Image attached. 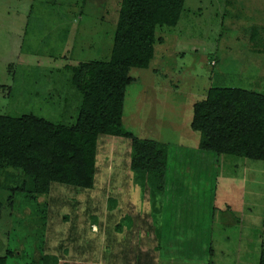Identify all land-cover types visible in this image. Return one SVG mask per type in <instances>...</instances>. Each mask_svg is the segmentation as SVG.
<instances>
[{"label":"rangeland","instance_id":"rangeland-1","mask_svg":"<svg viewBox=\"0 0 264 264\" xmlns=\"http://www.w3.org/2000/svg\"><path fill=\"white\" fill-rule=\"evenodd\" d=\"M121 1L0 0V114L76 123L81 96L66 66L109 60ZM263 27L264 0H186L179 24L158 32L164 42L151 67L131 71L125 128L170 147L162 209L152 213L148 190L134 181L131 141L105 136L92 189L54 183L36 203L18 197L11 207L22 175L0 170V256L16 252L8 264H135L146 253L149 264H259L264 161L200 151L191 123L211 87L264 94V47L251 41Z\"/></svg>","mask_w":264,"mask_h":264},{"label":"trees","instance_id":"trees-1","mask_svg":"<svg viewBox=\"0 0 264 264\" xmlns=\"http://www.w3.org/2000/svg\"><path fill=\"white\" fill-rule=\"evenodd\" d=\"M185 2L121 1L109 60L66 66L72 74L70 85L81 96L76 123L50 121L34 114H0V170L12 169L22 175L20 186L10 191L9 206L13 207L18 197L36 203L50 195L54 183L92 189L100 139L107 136L131 141L134 181L143 191L148 190L152 213L157 205L163 208L170 147L127 130L124 105L127 89L134 83L131 71L151 67L155 46L164 42L158 32L179 24ZM251 41L255 47H264V27L252 29ZM191 128L201 135L199 150L217 159L229 155L264 161V94L238 87H211L205 99L194 105ZM4 204L0 202V219ZM42 212L39 222L44 226L47 215ZM160 215L162 212L154 216L157 235L162 228V217L156 219ZM16 255L8 250L0 256V264H8ZM259 264H264V249Z\"/></svg>","mask_w":264,"mask_h":264},{"label":"crops","instance_id":"crops-1","mask_svg":"<svg viewBox=\"0 0 264 264\" xmlns=\"http://www.w3.org/2000/svg\"><path fill=\"white\" fill-rule=\"evenodd\" d=\"M96 227V226H95ZM94 231V230H93ZM113 253H111L110 255H112ZM150 256L146 253V255L144 256V258H141L140 259V261H136L135 262V264H149L148 262V258H149ZM153 257H155V259H156V261H157V256H153ZM151 260V259H150ZM155 261V262H156ZM104 262V260L103 261H101V260H99L98 261V263L97 264H104L103 263ZM72 264H82V262H79V261H76V262H74V263H72Z\"/></svg>","mask_w":264,"mask_h":264}]
</instances>
